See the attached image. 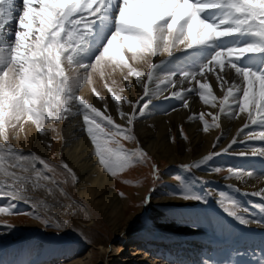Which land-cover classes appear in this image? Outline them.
Masks as SVG:
<instances>
[{
	"label": "snow or ice",
	"instance_id": "6c2138e0",
	"mask_svg": "<svg viewBox=\"0 0 264 264\" xmlns=\"http://www.w3.org/2000/svg\"><path fill=\"white\" fill-rule=\"evenodd\" d=\"M113 7L117 10L113 34L94 63L81 62L78 57L82 46L93 34L98 22L110 19L105 14ZM12 21L16 24L15 30L11 32L14 39L6 42L4 49H0L6 51V55H0V199L9 201L0 206V214H24L15 209L19 202L35 206V201L28 195L30 188H34L41 179L52 180L36 169L34 161L38 157L23 155L9 143V128L16 129L20 125L22 131L23 123L31 121L44 133L43 125L46 121L66 120L72 114V102L80 106L85 131L95 147V155L113 177L149 159L143 149H125L120 139L134 140L135 120L145 114L151 99L141 97L143 103L127 101L133 110L119 111L120 119L125 121L121 125L112 115L107 114V108L101 111L76 91L84 83L91 82L90 78L82 80L78 70L95 71L98 65L102 66V62L106 61L127 67L128 75L135 76L136 82L141 83L144 74L128 64L124 52H131L133 59L165 53L171 58L175 52L210 47L215 41L224 38H250L252 42L244 46L217 51L194 72L169 73L161 78L157 70L163 62L153 63L142 87L144 96L160 98L164 89L159 85L162 83L175 88L177 81L172 77L178 75L179 84L194 81L198 85L199 98L205 105L216 108L219 104V113L228 115L230 119H240L242 114H246L247 122L239 129L238 135L244 133V129L250 125L258 124L261 127L258 133H244L239 141L233 138L226 147L205 156L198 163L183 165L185 171L190 172L206 164L214 156L229 153L234 144L243 143L245 139L258 138L264 141V69L254 70L239 65L245 56L264 54V0H22L19 7L18 0H0V39L8 32L7 24ZM65 62L77 72L76 76L70 77L66 73L63 66ZM226 68L234 71L237 78L231 83L222 75ZM207 72L215 75L216 84L224 93L219 100L207 83ZM197 77L204 78L205 82H200ZM154 78L157 87L150 94L148 84ZM96 95L103 100L99 93ZM172 96L183 101L181 107L188 108V100L180 89L173 92ZM112 99L119 105L126 98L113 95ZM205 115L211 116L212 123L205 119ZM197 118L203 122L202 130L205 133L210 128H220V114L201 112ZM181 138L188 139L182 128ZM251 154L264 157V150L254 149ZM39 162L49 172L54 171L43 159ZM152 167L154 177L159 178L158 167ZM63 168L75 179L67 163L63 164ZM30 171L32 176L27 175ZM211 171L220 172L221 168ZM227 171L237 179L252 175L243 170L234 171L230 167ZM199 182L206 183L202 180ZM176 195L184 201L207 203L204 197L187 189ZM253 195L264 198V189ZM223 197L224 194H221L219 204L230 217L245 226L256 224L264 227L262 220L238 215L235 210L237 202L233 199L225 201ZM149 201L150 197L144 203ZM256 207L264 213V205ZM42 222L45 225L49 223L46 219H42ZM8 227L11 228V225Z\"/></svg>",
	"mask_w": 264,
	"mask_h": 264
},
{
	"label": "bare ground",
	"instance_id": "6f19581e",
	"mask_svg": "<svg viewBox=\"0 0 264 264\" xmlns=\"http://www.w3.org/2000/svg\"><path fill=\"white\" fill-rule=\"evenodd\" d=\"M20 4H22V0H18V7ZM116 11V8L113 7L105 14L106 16L110 17V19H105L96 24L93 34L87 38L85 45L82 46V51L78 57L81 62L87 64L94 63L95 59L101 54L103 48H100L98 51H94V48L98 44L106 45L107 40L113 34L115 30ZM15 28V21L7 24L8 32L3 35L2 39H0V48H5L6 42L14 39V36L11 35V32H13ZM247 41V38H224L222 40L215 41L210 47L205 46L202 48L189 50L187 52H175L176 54L174 53V56L171 58H169L165 53L156 59H152L153 57L133 59V54L131 52H124L125 58L128 60V64L135 70L144 74L141 83L136 82L135 76L128 75L127 67L118 66L113 64L111 61H106L102 62V66L98 65L95 71H88L84 69L78 70L80 73L82 70H84V72L79 74L82 80L87 78H90L91 80L90 83L83 84L82 91L84 93L86 92L85 96H87L91 103L96 106L100 105L102 101L101 99L97 98L96 94L99 93V95L103 97V102L109 106L111 113L117 117L119 122L123 123L125 121L120 119L119 111L123 110L125 112H131L133 110L127 101H132L133 103L140 102L141 97H144V99L147 100L151 99V101L152 99L157 100L177 91L178 89L181 90L182 94H185L183 89L192 88L194 90H198V85L194 81L191 83L185 81L183 85L179 84L178 81L180 80V77L177 75L172 77L174 81H177L175 88L162 83L159 85L161 89H164L160 98H150L144 96V88L142 87V83L147 81V72L151 70V65L153 63L161 64V62H163L162 66L157 70L158 76L161 78L169 73H182L185 71L193 72L191 71V68L194 69L195 67H198L199 65L201 66L205 63L206 59L204 58L206 55L213 57L217 51L225 50L228 47H241L246 45ZM0 55H6V51H0ZM250 59L251 56L248 55L243 57L240 62L244 61L248 63L250 62ZM188 67L191 68L188 69ZM68 69H70L68 75L70 77L75 76L74 74L77 72H74L70 67ZM260 69H264L263 59H261L260 62ZM222 75H225V78L229 80V83H231L232 80L237 79L235 77L234 71L227 68L225 69V72L222 73ZM205 76H207V83L211 86L214 95L217 97V100H219V98L223 96L224 93L220 91L219 86L216 84L215 75L212 72H207ZM197 79H199L200 82H205L204 78L197 77ZM237 83H239L238 80ZM148 87L150 94L155 92L157 80L154 78V80L148 84ZM109 89H111V92ZM186 94L187 96L185 97L188 100V108L179 107V105V108L177 107L175 110L172 109L165 112V109L163 108L162 110L158 109L157 106H160L159 104L154 103L152 108L145 110V114L143 116L137 117L133 126V129L138 134L136 136L137 141H139L140 145L145 150L149 151L157 158H163L166 160L169 159L171 163L177 161L178 159H180L182 162H188L189 160H195L201 157L206 152L210 151L211 147L217 142L219 137L218 129L210 128L209 131L205 133L202 130L203 122L188 120L189 116L201 112L205 114L209 112L219 114V104H217L216 108H212L210 105H205L200 100L199 95L193 96L190 95V93L188 95L187 92ZM113 95L124 97L126 99L122 100L121 103L117 105L112 99ZM72 105V114L63 121V124L60 123L55 130L56 134H59V143L57 142L59 144H57L59 146V153L64 155V158L68 161L69 167L77 176V187L80 195L86 200L94 201V203L101 206V209L105 211L106 217L109 218L108 221L111 222V226L116 235L128 236V238H131V241H133L141 234L136 236L131 235V231L128 229L129 227H127V223H125V221H128V218L126 219L121 217V210L117 202L118 197L116 196V193L111 191L109 188L111 183L115 184L114 177L100 164L99 158L95 155V147L85 131L83 118L81 121L80 117L77 115L78 112H80L79 108L75 102H73ZM220 117L223 119L222 122L224 125L222 135V138H224L222 147H224L230 138L236 133V130L244 123L246 114H242L240 119H230L229 116L224 113L220 114ZM183 124H187L189 126V134L190 137H192L190 141H187L190 147L188 150L185 149V144L182 142L175 144V141L173 140V127L181 126ZM51 125L53 126V124ZM43 126L45 129L44 133H41L37 126L31 121L23 123L22 131L20 130V125H18L16 129L9 128V143H12L11 140H13L10 134L12 131L11 133L17 138V140H15L16 145L18 146L16 150L19 153L26 156L32 155L39 157V155L47 152L49 146L48 134L49 130H51L50 128H52V126L47 128L45 123ZM0 142H2V140H0ZM26 147H30L32 153L35 155L26 152ZM34 163L36 169L46 176V174L42 172L43 168L38 162V159H36ZM251 173V176H243L240 179L234 177L233 182L247 191L257 192L264 189V174L255 172V170H252ZM27 175L32 176L33 173L30 171ZM211 175L212 174L208 176L211 177ZM0 177H2V174H0ZM60 191L61 190L58 189L56 185H54L52 180L41 179L34 188H30L28 195L33 201H35V206L41 208L46 217H52L53 220H55V222L52 221V223H55L56 225L59 224L63 230L70 232L73 230L74 234L80 236L81 234H84V231L76 226L73 217L72 220H68L64 217L69 216L67 210L68 208H71L70 215L73 214V211L74 214L75 212H78L77 214H79L81 211L78 206H74L70 202L66 201L65 199L67 198ZM158 196L164 200L168 199V202L175 206L186 203V201L180 199L179 197H165L162 191L158 193ZM178 211L179 212L176 213L177 219L173 218L167 224H159V229L165 230L169 234H194L193 237L196 238H192V240L189 241L191 243L189 244L192 247L197 245L201 246L199 243L206 244L207 242H202L204 241L202 237L205 235L199 231L201 225L197 222V217L190 216L189 213L185 212L184 210ZM124 213L125 212H123V215ZM246 213L247 212L244 213L245 218L254 219L253 217L251 218L245 215ZM158 217L160 218L161 216ZM192 219L194 220V225H196L195 227H193ZM91 221L92 219H90V222ZM186 223L189 224L186 225ZM217 224L218 221L215 220L211 223V228L216 229ZM189 226H191L192 229ZM225 229L226 234L224 236H218V239L221 242H224V245H231L232 247L229 250H218L212 255L211 258L208 257L207 259L203 260L202 264H206V262L207 264H264V227H260L256 224H251L248 226L240 224V230L248 231L246 233L249 236H241L236 228L233 230L231 225H227ZM166 236L163 238L162 244H165L168 247H182L185 244L183 242V237L181 238L177 236V238L172 239ZM55 237L56 236L44 234H40L35 237H27L26 235H12L7 232H0V264H20L17 260V244L19 243H22V245L25 247V257L23 256L25 261L22 259L25 264H49L50 262L56 263V260L58 259H62L66 256L72 257L80 253L78 249L74 248H70L64 255H60V252H53L52 249L51 251L49 249V245L51 243L53 244L51 247L56 248L57 246V243L53 242ZM148 237L149 239L145 237V240H142L146 247H159L160 244H158L157 241L150 239L153 236ZM96 241L101 242L100 239H96ZM134 245L135 244L132 243L129 245V247L131 250L136 252L139 248L138 246ZM217 246L218 244L214 243L211 248L214 249ZM100 249L102 252V257H105V254L109 252L107 248H104V246L99 248V250ZM239 249L240 252H238ZM138 254L139 252L136 253V255ZM143 254L147 255L146 252H143ZM116 255L118 256V254ZM119 261L124 262L127 260L126 258H123L119 259ZM137 261L139 264H154L156 259L153 258L152 262L149 261L146 263H144L146 258H138ZM172 261L175 262L174 259ZM172 261L170 259L168 264H173ZM21 264L24 263L22 262Z\"/></svg>",
	"mask_w": 264,
	"mask_h": 264
},
{
	"label": "rangeland",
	"instance_id": "374dc122",
	"mask_svg": "<svg viewBox=\"0 0 264 264\" xmlns=\"http://www.w3.org/2000/svg\"><path fill=\"white\" fill-rule=\"evenodd\" d=\"M115 15H117V11ZM95 28L96 25L94 26V29ZM247 40L248 41L246 44L252 42L250 38H247ZM104 46L105 44H98L94 48V51H98ZM3 48L4 47H1L0 49ZM161 56L162 55L155 56L152 59H156ZM259 56V60L257 59L254 62L250 61L248 63L239 61V65L243 68L259 70L261 59L264 60V54ZM211 57L206 55V57L204 58L206 59L205 63ZM63 66L65 67L66 73L69 74L70 69H68V64L65 62ZM199 67L200 65L198 67H195L194 69L191 67H188V69L191 68V71L194 72L197 71ZM84 70H82L81 73L84 72ZM81 73L79 72V74ZM74 75L76 76L77 73H75ZM82 87L83 85L79 87L78 90H76L77 94L84 98L87 102L91 103L90 99L85 96L86 92L84 93L82 91ZM187 93L188 95L190 93V95L198 96L197 89H193V91H188ZM183 95L187 96L186 92ZM222 97L223 96H221L219 99H221ZM75 103L80 111L77 115L82 121V111L78 103ZM139 103H143V100H141ZM154 103L160 105L157 106L158 109L162 110L163 108L166 112L168 110L177 108L179 105V107H181L183 101H179V99L174 98L172 96V93H170L164 97H161V99H152V101L148 104V109L152 108L154 106ZM93 106L97 107L101 111H104V109L107 108V114L112 115L113 119L117 123L121 125L125 124V122H119L117 117H115L114 114L111 113L109 106L104 103L103 100L101 101L100 105ZM136 110L138 112L139 108H137ZM199 114L200 113L195 114V116H189L188 120L202 122L197 118ZM205 119H207L209 123H212L211 117H208L206 115ZM245 120L244 123L247 122V118ZM63 121L64 120L50 119L45 122V126L47 128L51 127V124H53L55 129L53 128V126L52 128H50L51 130H49L48 134L49 146L47 152L39 155L40 158L38 157V162L40 159H43L51 168L54 169L53 172H49L43 167V165H41V167L43 168L42 172H44L46 176L51 177L52 181H55L54 185H56L57 188L61 190L60 192L63 193V195L67 198L65 200L70 202L72 205L79 207L81 212H79V214H77L78 212H75L74 214L73 211L72 215H70L71 208H68L67 210L69 216H65L64 218L72 220L73 217L76 226L81 228L84 231V234L78 236L73 233V230H71L72 232H70L67 230H63V228H61L60 226L56 227V224L52 223V221L55 222V220H53L52 217H46L40 207H33L23 202L18 203L15 211L24 214H0V232H7L12 235H26L27 237H35L40 234L56 236L53 241L54 243H57L56 248L51 247V245H53L52 243L49 245V249H52L53 252H60V255H64L70 248L78 249L80 251V253L72 257L66 256L62 259L56 260V263L50 262L49 264H139V262L137 261L138 258H146V261H144V263L149 261L152 262V259L155 258L156 261L154 262V264H168V261L170 259L171 261L174 259L175 262L172 261L173 264H202L203 260L207 259L208 257L211 258L212 255L218 250H229L232 247L231 245H224V242H221L218 239V236H224L226 234L225 227L227 225H230V223H232L235 227L240 228V223L235 218L230 217L220 206L219 200L221 199V194H224L223 198L225 199V201L233 199L237 202L238 206L235 210L237 211L238 215L244 216L245 211L242 208H245L247 211L251 212L255 218H257H254L255 220L261 219L262 221H264V213H261L259 208L256 207L257 205H264V198L253 195V193H255L256 191H247L236 185L233 182L234 177L231 176V174L227 171V169L230 167L233 168L234 171L243 170L245 172L251 173L252 170H255V172L264 174V157L251 154L254 149L264 150V141L259 140L258 138L252 140L245 139L243 143L238 142L237 144H234L232 148L229 149V153L214 156L206 164H202L198 168H193L190 172L185 171L182 167L183 165L198 163L205 156L220 151L222 148L226 147L233 138H236L239 141L241 137L244 136V133H258L262 130L258 124L250 125L249 128L244 129V133H240L238 135L239 129L243 127L242 125H244L243 123L236 130V133L230 138L227 144L222 147V142H224V138H222L224 125L222 122L223 119L220 117V128H218L219 141L217 139L219 143H214V141L213 143L215 147L212 146L210 151L206 152L201 157L195 160H189L188 162H182L180 159H178L177 161L171 163L169 159L166 160L163 158L160 159L155 157L152 153L145 150L140 145L136 137L138 134L134 129V140L120 139V144L123 145L125 149L135 150L137 148H140L143 149L149 157V159L145 163L134 164L133 166L126 168L124 171L119 172L114 177L115 184L111 183L109 186L111 191H114V193H116V196L118 197L117 202L121 210V217L126 219L128 218V221H125V223H127V227H129L128 229L131 231V235L136 236L141 234L138 238L136 237L135 240L131 241L132 239L128 238V236L115 234L111 226V222L108 221L109 218H107L105 215V211L101 209L100 205L94 203V201L86 200L80 195L77 187V176L74 174L75 179H73L72 175L68 174L67 171L63 168V164H68V161L64 158V155L59 153V134H56L55 131L60 123L63 124ZM181 128L183 129L184 134L188 137L187 140L181 138ZM213 128L217 129L215 127ZM53 131L55 134L53 133ZM11 132V138L13 139L11 140V144L16 149L18 147L15 141L17 140V138L14 137L15 135H13ZM173 138L175 144L178 142H182L183 144H185V149L188 150V148L190 147L187 141H190V139L192 138L189 134V126L187 124L174 126ZM112 147L115 148L116 145H112ZM26 152H28L29 154L32 153L30 147H26ZM242 152H246L249 154H235ZM153 165H156L159 169V178H156L153 175ZM219 167L221 168L220 172L211 171L212 169ZM210 174H212L211 177L208 176ZM201 180L205 181L206 183L201 184L199 182ZM230 185L231 187H229ZM185 189L204 197L207 200V203H201L199 201H186L185 204L175 206L169 203L168 199L164 200L161 199L160 196H158V193L162 191L165 197H178L176 193L182 192ZM234 189H239V191H235ZM206 193H208V195ZM149 197L150 201L145 204V199ZM7 203H9L7 199H0V206L6 205ZM178 210H184L185 212H188L190 216L197 217L198 221H196L201 225L199 231H201V233L205 235L202 237L204 239V241L202 242H207L206 244L199 243L201 244V246L197 245L195 247H192L190 246L191 243L189 241L192 240V238H196L193 237L194 234H169L165 230L159 229V224H167L173 218L177 219L176 213L179 212ZM123 212H125L124 215ZM245 215L252 218L249 213H246ZM37 216H39L40 218H37ZM158 216L161 217L159 218ZM42 219L48 220L49 223L45 225L42 222ZM90 219H92L91 222ZM215 220L218 221L217 228L212 229L211 223ZM193 222L194 220L192 219V223ZM188 224L189 223H186V225ZM9 225H11V228L8 227ZM191 226L189 227L192 229ZM234 229L235 228H233V230ZM241 231L242 232L238 231L241 236H249L246 233L248 231ZM148 236H153L150 239L157 241L158 244H160L159 247L150 248L147 246V249L142 240H145V237L149 239ZM165 236L172 239L177 238V236L181 238L183 237V242L185 244L182 247H168L167 245L162 244V240ZM96 239H100L101 242L96 241ZM132 243L139 248L136 252L131 250L129 247V245ZM214 243L218 244V246L213 249L211 247ZM102 246H104V248H107L109 251L105 254V257H102L101 249L99 250V248H101ZM240 249L238 252H240ZM24 250L25 247L22 245V243L17 244V260L20 264L22 262L25 264ZM137 252H139L138 255H136ZM143 252H146L147 255H144ZM116 254H118V256ZM123 258H126L127 261L120 262L119 259ZM22 259L24 261H22Z\"/></svg>",
	"mask_w": 264,
	"mask_h": 264
}]
</instances>
